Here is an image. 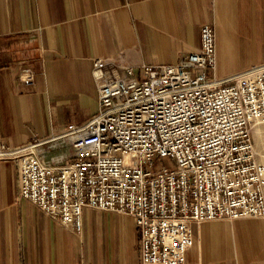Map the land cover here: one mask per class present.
Segmentation results:
<instances>
[{"label":"crops","instance_id":"obj_1","mask_svg":"<svg viewBox=\"0 0 264 264\" xmlns=\"http://www.w3.org/2000/svg\"><path fill=\"white\" fill-rule=\"evenodd\" d=\"M203 25L214 31L217 78L264 65V0H0V146L57 138L95 116L94 60L107 80L175 64L199 49ZM53 146L38 158L71 160L68 141ZM18 191L16 165L0 160V264H141L131 217L85 208L76 231ZM190 229L183 264H264V217Z\"/></svg>","mask_w":264,"mask_h":264},{"label":"built area","instance_id":"obj_2","mask_svg":"<svg viewBox=\"0 0 264 264\" xmlns=\"http://www.w3.org/2000/svg\"><path fill=\"white\" fill-rule=\"evenodd\" d=\"M213 28L178 62L142 66L107 80L93 61L99 110L62 136L0 146L17 167L19 197L76 231L83 209L132 218L141 264H183L193 244L190 223L264 217V65L227 78L215 68ZM21 80L33 83L24 69ZM68 141L71 160L41 161L38 151ZM170 158L171 168L155 166Z\"/></svg>","mask_w":264,"mask_h":264},{"label":"bare ground","instance_id":"obj_3","mask_svg":"<svg viewBox=\"0 0 264 264\" xmlns=\"http://www.w3.org/2000/svg\"><path fill=\"white\" fill-rule=\"evenodd\" d=\"M264 146V127H257L256 129V144L254 150L256 153L260 154Z\"/></svg>","mask_w":264,"mask_h":264},{"label":"rangeland","instance_id":"obj_4","mask_svg":"<svg viewBox=\"0 0 264 264\" xmlns=\"http://www.w3.org/2000/svg\"><path fill=\"white\" fill-rule=\"evenodd\" d=\"M256 138V137H255ZM155 166L163 168H171L173 166V161L170 158H163L160 161H155Z\"/></svg>","mask_w":264,"mask_h":264}]
</instances>
